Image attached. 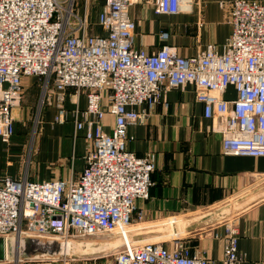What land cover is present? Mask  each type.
Wrapping results in <instances>:
<instances>
[{
	"label": "built area",
	"instance_id": "built-area-1",
	"mask_svg": "<svg viewBox=\"0 0 264 264\" xmlns=\"http://www.w3.org/2000/svg\"><path fill=\"white\" fill-rule=\"evenodd\" d=\"M141 1L158 15L195 6V0ZM138 2L106 0L92 24L89 0H0V144L8 153L23 79L39 77L43 106L53 101L57 109L54 124L72 122L74 138L83 133L89 145L77 177L0 176V237L55 238L70 246L79 238L122 236L135 219L143 221L137 202L150 196L156 155L131 152L128 130L145 123L170 90L194 88L204 118L213 120L211 132L222 136L225 156L264 158V4L234 0L227 42L184 57L174 45L154 53L134 47L131 9ZM92 25L102 33H92ZM230 88L236 95L226 100ZM109 115L111 133L105 130ZM223 228V235L215 234L222 264H241L235 219ZM172 237L169 244L125 241L113 253L114 264H211L179 234Z\"/></svg>",
	"mask_w": 264,
	"mask_h": 264
},
{
	"label": "crops",
	"instance_id": "crops-1",
	"mask_svg": "<svg viewBox=\"0 0 264 264\" xmlns=\"http://www.w3.org/2000/svg\"><path fill=\"white\" fill-rule=\"evenodd\" d=\"M89 1L98 7L97 18L106 0ZM233 1L195 0L191 11L158 15L153 7L139 0L131 9L136 22L134 47L154 53L169 44L176 46L182 56L191 57L210 44L223 46L232 33L227 14ZM257 1L264 4V0ZM96 18L90 17L92 24ZM91 30L94 34L102 33L99 26L92 25ZM162 33H167L168 39L163 40ZM37 80L24 78L25 90L32 88ZM235 95L230 88L223 97L232 100ZM17 111L18 116L20 110ZM150 112L145 123L128 130L131 152L137 156L156 155L150 196L137 202L145 214V226L133 227L132 233L140 230L146 234L170 233L166 227L175 218L174 228L182 232L179 235L185 239L186 246L194 253L204 254L211 264H222L223 246L215 234L223 235L224 222L234 218L241 264H264V158L225 156L222 136L211 132L213 120L204 118L203 106L196 101L192 86L168 91ZM56 114L54 102L45 103L39 117L43 125L40 144L33 162L21 166L22 170L9 161L7 147L0 144V176L27 175L42 182L53 178L68 180L72 172L75 177L81 174L89 145L83 133L74 138L72 122L54 124ZM107 125L105 130L111 133L110 115ZM93 245L96 250L86 254L76 253L77 250L69 258L23 263L114 264L112 251L122 246L116 237Z\"/></svg>",
	"mask_w": 264,
	"mask_h": 264
},
{
	"label": "rangeland",
	"instance_id": "rangeland-1",
	"mask_svg": "<svg viewBox=\"0 0 264 264\" xmlns=\"http://www.w3.org/2000/svg\"><path fill=\"white\" fill-rule=\"evenodd\" d=\"M81 1V0H80ZM90 17L96 18V14L98 11V7L96 4L90 5ZM90 19V18H89ZM91 21V20H90ZM38 79L34 84L33 87L25 90V84L24 85V99L21 104V107L19 108L20 112L17 116V123H16V133L13 137V140L11 142V145L9 146L8 151V157L9 161H13L14 166L22 170L21 166H24V164H29V162H33L34 160V154L35 150L40 144V134L42 131V124L41 121H39V117L42 111V108L45 107V104L43 106V91L45 86V80L39 77H35ZM18 112V111H17ZM14 155V156H13ZM3 157L6 160V155ZM21 163V165H20ZM144 221V220H143ZM143 221H138L135 219V222L133 227H139L142 228L145 225L143 224ZM168 225H172L171 222ZM131 227V226H130ZM130 230V228H129ZM144 231L140 230L138 232L131 233V240L135 244H147V243H167L172 240V233H143ZM197 233H192L191 236ZM121 237L116 232L112 234H103V235H95L90 236L87 238H79L78 241L73 242L72 245H75L76 248H79L78 243L81 242H87V243H104L105 241H109L111 239H115ZM71 245V246H72ZM122 245V244H121ZM103 249V246H98ZM120 249V248H118ZM118 250H113L112 253ZM71 256H68L69 258ZM64 258V257H63ZM23 262H26L23 258L20 259V261H17L16 258L11 255L9 259L2 264H24Z\"/></svg>",
	"mask_w": 264,
	"mask_h": 264
},
{
	"label": "water",
	"instance_id": "water-1",
	"mask_svg": "<svg viewBox=\"0 0 264 264\" xmlns=\"http://www.w3.org/2000/svg\"><path fill=\"white\" fill-rule=\"evenodd\" d=\"M176 224L167 226V231L172 234H180L181 231H177L174 228ZM71 245L69 246L55 238L31 235L12 238L0 237V263L7 261L11 255L17 261L22 258L26 261L57 260L63 257L66 258L69 255L72 256L77 250L76 253L80 254L96 250L93 244L87 242L79 243V248Z\"/></svg>",
	"mask_w": 264,
	"mask_h": 264
},
{
	"label": "bare ground",
	"instance_id": "bare-ground-1",
	"mask_svg": "<svg viewBox=\"0 0 264 264\" xmlns=\"http://www.w3.org/2000/svg\"><path fill=\"white\" fill-rule=\"evenodd\" d=\"M174 222H175V221H174ZM171 223H172V222H171ZM129 228H130V230H129ZM132 229H133V226H132V227H128V228L124 229V230L121 232L122 236L119 237V241H121V244H122L123 242H125V241H127L129 244H131V240H130L131 236L129 235V233H132V232H133Z\"/></svg>",
	"mask_w": 264,
	"mask_h": 264
}]
</instances>
